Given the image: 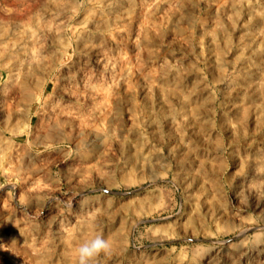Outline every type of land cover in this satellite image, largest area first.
<instances>
[{
    "label": "rangeland",
    "instance_id": "rangeland-1",
    "mask_svg": "<svg viewBox=\"0 0 264 264\" xmlns=\"http://www.w3.org/2000/svg\"><path fill=\"white\" fill-rule=\"evenodd\" d=\"M96 235L264 264V0H0V264Z\"/></svg>",
    "mask_w": 264,
    "mask_h": 264
},
{
    "label": "clouds",
    "instance_id": "clouds-1",
    "mask_svg": "<svg viewBox=\"0 0 264 264\" xmlns=\"http://www.w3.org/2000/svg\"><path fill=\"white\" fill-rule=\"evenodd\" d=\"M111 247L108 239L96 235L75 248L76 264H94L102 254H110Z\"/></svg>",
    "mask_w": 264,
    "mask_h": 264
},
{
    "label": "bare ground",
    "instance_id": "bare-ground-1",
    "mask_svg": "<svg viewBox=\"0 0 264 264\" xmlns=\"http://www.w3.org/2000/svg\"><path fill=\"white\" fill-rule=\"evenodd\" d=\"M31 95V94H30Z\"/></svg>",
    "mask_w": 264,
    "mask_h": 264
}]
</instances>
